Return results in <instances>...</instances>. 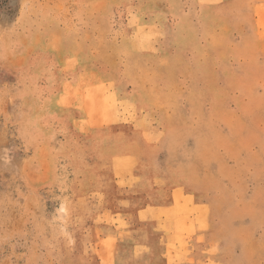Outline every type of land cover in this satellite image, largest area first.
Listing matches in <instances>:
<instances>
[{
    "label": "rangeland",
    "instance_id": "374dc122",
    "mask_svg": "<svg viewBox=\"0 0 264 264\" xmlns=\"http://www.w3.org/2000/svg\"><path fill=\"white\" fill-rule=\"evenodd\" d=\"M158 215L264 264V0H0V264H125Z\"/></svg>",
    "mask_w": 264,
    "mask_h": 264
},
{
    "label": "crops",
    "instance_id": "0c3cea01",
    "mask_svg": "<svg viewBox=\"0 0 264 264\" xmlns=\"http://www.w3.org/2000/svg\"><path fill=\"white\" fill-rule=\"evenodd\" d=\"M149 220L151 222L147 224L146 235L142 232L134 244L124 246L125 264H146L148 262L151 264H213L212 262H215L213 256L201 253L202 248L198 241L206 234L199 227L190 236L191 249L187 253L186 247L181 246L174 238L172 218L158 215ZM208 243L206 249L212 247V241L209 240ZM137 250H139V255H135Z\"/></svg>",
    "mask_w": 264,
    "mask_h": 264
}]
</instances>
